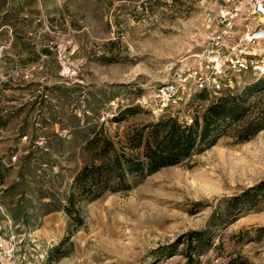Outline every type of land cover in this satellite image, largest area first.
<instances>
[{
	"label": "rangeland",
	"instance_id": "374dc122",
	"mask_svg": "<svg viewBox=\"0 0 264 264\" xmlns=\"http://www.w3.org/2000/svg\"><path fill=\"white\" fill-rule=\"evenodd\" d=\"M224 1L0 0V264H264V190L243 199L264 183V130L236 138L256 107L180 164L81 204L77 229L63 210L92 131L117 142L170 116L190 124L264 80L246 72L232 89L161 107L159 90L206 44ZM207 230L189 263L187 234Z\"/></svg>",
	"mask_w": 264,
	"mask_h": 264
},
{
	"label": "trees",
	"instance_id": "16d2710c",
	"mask_svg": "<svg viewBox=\"0 0 264 264\" xmlns=\"http://www.w3.org/2000/svg\"><path fill=\"white\" fill-rule=\"evenodd\" d=\"M261 91H264V80L245 88L238 96L229 94L215 99L190 124L180 123L176 117L170 116L143 125L117 142L112 141L102 129L92 131L83 147L90 153L89 160L75 174L63 206L70 224L74 225V229L82 225L81 204L93 202L106 192L130 189L128 177H136L138 182L163 167L180 164L202 151V143L207 142L205 146L213 143L224 132L225 124L241 123L256 107L255 114L239 124L236 131L239 142L249 141L264 130V102L260 103L257 97ZM250 96L256 98L246 104ZM125 112L127 110L120 114L123 116ZM253 190L255 192L251 196L243 198L245 203L264 190V183ZM241 199H231L220 216L226 219L234 213L240 207ZM208 233L207 230L187 234L186 258L189 263L193 262L192 253L210 243Z\"/></svg>",
	"mask_w": 264,
	"mask_h": 264
},
{
	"label": "built area",
	"instance_id": "2783aa9c",
	"mask_svg": "<svg viewBox=\"0 0 264 264\" xmlns=\"http://www.w3.org/2000/svg\"><path fill=\"white\" fill-rule=\"evenodd\" d=\"M206 24L216 29L159 90L162 108L183 105L201 92L232 89L246 72L264 73V0H225Z\"/></svg>",
	"mask_w": 264,
	"mask_h": 264
}]
</instances>
